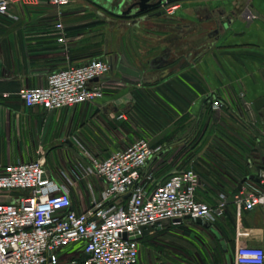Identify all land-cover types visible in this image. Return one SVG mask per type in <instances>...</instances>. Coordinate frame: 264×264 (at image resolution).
I'll return each mask as SVG.
<instances>
[{
	"label": "crops",
	"instance_id": "crops-1",
	"mask_svg": "<svg viewBox=\"0 0 264 264\" xmlns=\"http://www.w3.org/2000/svg\"><path fill=\"white\" fill-rule=\"evenodd\" d=\"M250 3L259 8L262 19L248 16L253 19L250 26L247 18H240L232 30L214 31V21L209 18L214 9L225 20L233 10ZM9 11V15H0V171L9 163L40 161L56 180L67 182L68 176L77 180L75 167L85 158L76 139L91 152L107 155L116 151H109L114 115L124 114L127 119L135 111L144 112L149 106L148 95L156 90L157 96L160 93L172 103L169 112L175 113L178 121L190 115L196 105L198 115L184 135L156 144L164 151L148 163V170L159 175L166 169L161 168L162 163L173 159L175 149H185L196 138L185 157L194 150L206 153L189 161L198 167L209 186L208 191L199 193V199L215 204L219 192L232 196L243 185L262 188L256 178L264 169V107L257 109L254 103L264 98V0L193 3L186 9L190 13L186 17L190 16L193 26L199 29L171 28L162 32L152 23L121 27L117 16L93 0H71L61 8L50 0L12 2ZM61 21L67 31L65 43L57 39L56 25ZM94 58L112 64L105 83L119 81L122 89H109L101 99L61 110L27 107L21 99V89L45 85L51 72ZM192 75L203 86L198 99L187 88L194 81ZM177 80H183V84ZM216 99L220 107L213 105ZM157 128L159 132L149 133L152 140L165 129ZM239 128L244 134L238 135ZM151 144L156 146L155 142ZM252 175L255 178H250ZM245 177L249 179L241 184ZM105 186L96 176L74 182L71 188L81 189L71 190L73 207L84 210ZM82 188H88L89 197ZM215 223L221 238L229 240L224 252L232 260L227 264H234L238 241L264 247L262 207L244 211L238 217L230 203L226 215ZM199 227L212 229L194 219L171 220L162 228L144 233L138 241L141 245L165 231L183 230L191 235V230ZM83 255L82 245L73 244L61 253L60 262L66 256L81 260Z\"/></svg>",
	"mask_w": 264,
	"mask_h": 264
},
{
	"label": "built area",
	"instance_id": "built-area-1",
	"mask_svg": "<svg viewBox=\"0 0 264 264\" xmlns=\"http://www.w3.org/2000/svg\"><path fill=\"white\" fill-rule=\"evenodd\" d=\"M39 0H0V15H9L12 2L35 4ZM71 0H50L58 8ZM58 41L65 43L67 31L61 21ZM112 64L94 58L80 65L51 72L43 86L19 92L27 107L61 110L94 102L105 95V78ZM97 79V80H96ZM220 107L221 102L214 100ZM119 118H126L120 114ZM84 161L76 165L84 179L96 176L106 186L84 210L73 207L71 186L75 180H56L40 161L9 163L0 171V264H60L61 253L81 244L80 264H137V236L162 228L171 220L222 218L230 205L237 216L262 207L264 212V169L258 178L262 188L243 185L232 196L219 192L215 204L199 199L209 190L201 173L193 168L157 180L148 163L160 155L162 145L137 139L125 149L107 155L89 151L76 139ZM76 172L77 179L80 177ZM79 261L73 260L71 264ZM234 264H264V247L238 241Z\"/></svg>",
	"mask_w": 264,
	"mask_h": 264
},
{
	"label": "rangeland",
	"instance_id": "rangeland-1",
	"mask_svg": "<svg viewBox=\"0 0 264 264\" xmlns=\"http://www.w3.org/2000/svg\"><path fill=\"white\" fill-rule=\"evenodd\" d=\"M117 38H119V36ZM192 70L193 72L198 73V69L196 70L193 68ZM192 77L194 79L192 85L186 87L190 89L193 96L197 98L200 94L199 90L203 86L201 82L197 80L198 78L194 75H192ZM177 82L183 84V80H177ZM174 83L177 85L176 82ZM144 84L148 85L146 81ZM166 85L169 88H173L169 83ZM113 88L115 90H120L123 88V85L119 81L107 83L105 85V92ZM156 93L157 91L154 90L153 95H148L147 98L149 100L147 103L149 106L144 112L135 111L128 114L127 119L119 118V114L114 115L111 131L109 132V134H111L112 142V148H109V151L120 148L125 149L132 142L141 138L152 141L151 143L155 142V145L157 143L163 144L169 142L171 139L181 137L190 129L198 115V105L193 107L194 110L190 115L187 114L186 117H180L178 118V121L177 118L173 116L175 113L171 114V112H169V110L171 111L170 107L172 106V103H170L166 97L162 96V94L159 93V96H157ZM172 120H174V122H172ZM187 121H189V123H187ZM158 126L165 129L159 133L158 137L152 140L149 133L152 131L157 132ZM184 127L185 129L178 134L177 130L183 129ZM199 130L201 129L199 128ZM199 130L197 131L196 136L200 134ZM238 131L240 133L238 135L244 134L243 129L239 128ZM210 136H212V134H210L209 137ZM195 140L196 138L190 141V143L185 146V149H183L184 147L182 148V146L175 149L173 152L174 155L172 156L173 159L168 161V163H162L161 168L163 170L164 168L166 169L159 172L157 180L169 178L172 175L189 168L199 170L197 166L190 164L189 161L194 157H197L198 159L199 157L197 155L206 154L205 152L200 154V150H194L191 153H188V156L185 157L186 151L194 145L193 143ZM92 152L99 155H106V153ZM210 154L212 153L208 152L207 155ZM197 159L195 158V161ZM75 172H77V170H75ZM78 181L83 182L81 176L75 180V183ZM74 189L80 190L81 188H71V190ZM82 189L89 197L88 188ZM191 231V235H186L183 233V230L175 232L165 231L158 235H153L150 239L148 238V240L142 242L140 245V255L137 264H227L228 261L232 260L231 255L227 256V253L224 252V248L227 247V241L229 240L226 236L221 238L218 224L215 223L213 229L199 227L198 230L193 229ZM151 245H154V247ZM61 259V264H71L73 261L71 257L67 256ZM77 261H79L77 264H80L81 260Z\"/></svg>",
	"mask_w": 264,
	"mask_h": 264
},
{
	"label": "flooded vegetation",
	"instance_id": "flooded-vegetation-1",
	"mask_svg": "<svg viewBox=\"0 0 264 264\" xmlns=\"http://www.w3.org/2000/svg\"><path fill=\"white\" fill-rule=\"evenodd\" d=\"M93 1L100 2V0ZM120 2L122 1L117 0L116 4ZM135 2V0H126L121 7V11L103 8L108 13L117 16L121 20V27L125 28L141 27L149 23H152L154 29L161 32L171 28H176L180 31L198 28L197 26H193V22L189 18L190 16L186 17V14H190L186 9H189L193 3L198 5L203 3V0H150L148 2L149 7L146 5L133 6ZM180 13H183L184 16H181ZM209 18L214 21V31L219 33L225 30L224 25L230 18H233V14L231 12L225 20H222L218 15V10L214 9Z\"/></svg>",
	"mask_w": 264,
	"mask_h": 264
},
{
	"label": "water",
	"instance_id": "water-1",
	"mask_svg": "<svg viewBox=\"0 0 264 264\" xmlns=\"http://www.w3.org/2000/svg\"><path fill=\"white\" fill-rule=\"evenodd\" d=\"M116 1L117 0H100V2H98V4H100L101 6L106 7V8H111V9L116 10V11H121V7L126 0H121L122 2H120L119 4H116ZM135 1L136 2H135V4H133V6L134 5H140V6L146 5L148 7L150 6L148 4V2L150 0H135ZM232 14H233V18H230L228 20V22L224 25L225 30H232V26L235 23V21L237 19H240V18L246 19L248 16H250V17L254 16L256 18L262 19L261 12H260L259 8L256 7L253 3L246 5L245 8H236L235 10L232 11ZM246 22H247V26H250L251 23L253 22V19L247 18ZM213 99H214V97H213ZM243 101L245 102V100H243ZM254 106L257 109L264 107V98H261L257 102H255ZM250 178H255V176L252 175V176H250ZM247 179H249V177H245L242 180L241 184L243 182H245ZM256 179L258 181H260L259 178H256ZM241 184H240V187H241ZM184 219H192V216H190V215L186 216ZM180 220L181 219H178V221H180ZM195 220L198 224H203L206 228H212L211 222H209L206 219L196 218ZM148 232H149L148 229L146 227H144V233H148ZM137 238H140V236H137Z\"/></svg>",
	"mask_w": 264,
	"mask_h": 264
},
{
	"label": "trees",
	"instance_id": "trees-1",
	"mask_svg": "<svg viewBox=\"0 0 264 264\" xmlns=\"http://www.w3.org/2000/svg\"><path fill=\"white\" fill-rule=\"evenodd\" d=\"M227 211H228V209H227ZM227 211H226V213H227ZM226 215V214H225Z\"/></svg>",
	"mask_w": 264,
	"mask_h": 264
}]
</instances>
